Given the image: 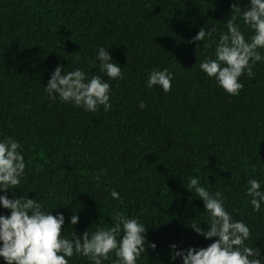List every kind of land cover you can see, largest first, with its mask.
I'll return each mask as SVG.
<instances>
[{"label": "trees", "instance_id": "trees-1", "mask_svg": "<svg viewBox=\"0 0 264 264\" xmlns=\"http://www.w3.org/2000/svg\"><path fill=\"white\" fill-rule=\"evenodd\" d=\"M233 3L0 0V141L19 142L27 166L20 189L8 197L28 196L53 215L62 213L69 239L111 227L122 211L146 225V238L156 245L146 247L137 264H183L181 257L171 259L174 251L216 239L190 226L196 221L207 230L210 221L203 200L187 189L189 178L198 177L211 193H223L232 219L250 228L246 244L264 257V203L254 212L246 195L251 179L264 190V61L255 64L253 78H240L239 96L226 94L200 69L216 59ZM239 6L243 11L250 0ZM237 23L249 40L253 31L241 18ZM213 26L217 31L205 40L210 47L189 42L201 27ZM99 47L121 67L123 79L101 73ZM58 65L62 74L79 68L89 78L101 76L111 85V110L100 106L93 113L58 96L50 100L45 86ZM154 69L172 74L170 92L148 88ZM140 101L147 107L140 109ZM74 213L79 221L73 226ZM0 215L10 210L0 205ZM69 264L92 262L74 255Z\"/></svg>", "mask_w": 264, "mask_h": 264}, {"label": "clouds", "instance_id": "clouds-1", "mask_svg": "<svg viewBox=\"0 0 264 264\" xmlns=\"http://www.w3.org/2000/svg\"><path fill=\"white\" fill-rule=\"evenodd\" d=\"M240 0L231 5L232 15L226 21V32H221L215 48L216 59L200 63V69L208 78L214 79L229 96H239L243 89L240 81L242 76L251 79L255 76V64L264 61V55L259 49H264V0H250V7L241 9ZM234 13V14H233ZM253 31L249 40L245 39L237 19ZM215 26L210 29L201 27L190 43L203 41V47H210L205 42L216 32ZM96 60L99 61L101 73L109 80L124 78V73L104 47L98 48ZM96 60L91 61L94 65ZM62 65H58L51 74L45 86V92L52 101L59 99L64 103L74 104L86 111L96 113L100 106L105 112L111 110V85L101 76L90 78L84 70L76 69L62 74ZM173 76L167 69H154L148 75L147 86H160L165 93L171 91ZM140 109L147 105L140 101ZM22 145L12 137L0 141V205L10 210V215H0V257L5 264H69V258L86 257L92 264H102L112 256L113 264H137L141 254L147 248L155 250V243L147 240L148 227L136 218H128L122 211L113 215V225L108 228H97L89 233L85 231L83 238L74 235L72 239L64 236L65 217L62 213L53 215L47 211L37 199L25 197L10 199L9 190L20 189V178L26 174V163ZM246 195L251 197L250 204L254 212L261 210L264 203V190L256 179L248 181ZM187 189L195 190L196 195L203 200L210 221L207 230L200 227L196 221L190 223L194 231L206 240L216 238L207 247H190L186 251H174L171 259L181 257L183 264H264L260 250L248 246L250 228L243 221H234L226 210L223 193H211L201 186L198 177L189 178ZM113 199H120L119 193L112 190ZM79 216L73 214L70 224L76 225ZM121 232L123 235L120 239ZM175 250V244L170 245Z\"/></svg>", "mask_w": 264, "mask_h": 264}]
</instances>
